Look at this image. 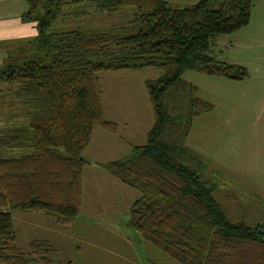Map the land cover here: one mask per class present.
Listing matches in <instances>:
<instances>
[{"label":"trees","instance_id":"16d2710c","mask_svg":"<svg viewBox=\"0 0 264 264\" xmlns=\"http://www.w3.org/2000/svg\"><path fill=\"white\" fill-rule=\"evenodd\" d=\"M24 22L36 36L11 50L0 64V82L13 85L23 106L21 124L0 128V264H72L55 261L56 249L32 241L16 245L14 211L43 213L71 225L81 203V176L94 127L109 131L97 72L157 67L145 87L153 123L142 145L102 166L140 195L126 225L181 264H264V228L231 220L202 178V157L185 145L194 118L212 105L182 79L185 70L240 80L244 66L211 54L216 38L246 26L254 0H92L101 10L131 8L132 18L108 30L52 26L64 6L81 0H26Z\"/></svg>","mask_w":264,"mask_h":264},{"label":"rangeland","instance_id":"374dc122","mask_svg":"<svg viewBox=\"0 0 264 264\" xmlns=\"http://www.w3.org/2000/svg\"><path fill=\"white\" fill-rule=\"evenodd\" d=\"M197 0H169L171 6L183 7ZM250 23L239 30L216 38L211 47V54L219 60L244 66L247 76L240 80L212 76L196 70L188 69L182 79L197 87V95L212 105L211 110L196 116L192 122L185 145L198 153L206 169L202 178L215 186L213 195L233 221L243 220L247 225L260 224L264 228V6L255 4ZM254 16V17H253ZM71 20V19H70ZM73 23V21L71 20ZM62 25L58 20L52 29L61 31L79 29L77 24ZM157 67L137 69L135 81L140 86L142 79H154L160 73ZM112 71L97 72L100 81L111 87ZM98 79V78H97ZM104 86V85H103ZM15 87L0 82V128L21 124L24 117L23 106L13 96ZM110 89H107L109 91ZM27 149L10 148L0 152L5 157H17L27 153ZM121 152V155H126ZM90 162L94 156L84 155ZM90 166L85 167L83 176V205L88 215L93 212L91 206L94 196L89 194L95 179L89 175ZM105 170V169H104ZM100 172L102 176L103 172ZM90 183V186L88 184ZM99 182V180H98ZM138 197L140 193L132 189ZM120 193V192H119ZM115 194V193H114ZM123 209V208H122ZM108 212L106 216L108 228L122 232L134 246L133 258L128 261L125 253H120V261L114 262L111 250L118 247L115 238L105 235L78 237L79 248L62 245L55 247V261L72 264H181L168 254L146 241L142 234L126 225L128 212ZM105 212V210H103ZM26 214L14 211V222ZM124 221V222H123ZM125 223V224H124ZM88 220L85 225H93ZM15 229V227H14ZM17 236L18 230L15 229ZM98 231V229L96 230ZM25 233V232H23ZM22 233V234H23ZM60 235L59 232H57ZM31 235L28 234L27 237ZM16 245L28 251V245L21 235ZM116 245V246H114ZM54 247V246H53Z\"/></svg>","mask_w":264,"mask_h":264},{"label":"crops","instance_id":"0c3cea01","mask_svg":"<svg viewBox=\"0 0 264 264\" xmlns=\"http://www.w3.org/2000/svg\"><path fill=\"white\" fill-rule=\"evenodd\" d=\"M166 1L169 3V0ZM256 3L264 6V0H254L251 14ZM27 9L26 0H0V64L11 50L23 42L33 39L37 34L34 23L21 20V15ZM132 11L131 8L117 11L101 10L92 0H81L78 3L64 6L57 20L62 25L72 23V20V24H77L80 26L79 28H85L84 30L102 31L118 28L128 22L132 18ZM252 15L250 16L251 19ZM66 27H63V30H67ZM110 71H112L110 78L113 80L111 87L105 85L103 80L101 82L99 76L97 77L101 90L100 102L103 117L105 120L113 122L116 127L112 131L101 126L94 127L90 141L82 151L85 163L82 167L81 203L78 216L71 225H60L43 213L25 212L26 214L19 217L18 221L14 222L13 219V225L18 230V234L25 240L26 245L32 241H46L56 248L66 245L79 248L78 251H80V244L82 243H77V240L82 234L85 236L89 234L92 237L105 235L115 238L114 240L118 245V247H112L111 250L113 257H115V263L121 262L118 257L120 253H125L128 261L133 258L134 246L130 245V240L124 233L108 228L109 226L105 222L108 219L105 215L109 211L119 212L122 208L123 211L128 212L138 194L132 190L133 188L120 182L108 171L103 172L102 176H100V172L105 169L102 166L104 163L120 159L131 152L133 146L145 143L147 131L153 123V111L145 87L147 79H142L140 86L133 81L137 69ZM107 89L110 90L107 91ZM121 152L128 153L121 155ZM85 154L94 157H90L91 161L87 162ZM86 166L91 167L89 168L91 180L95 176L92 190L89 191V194L94 196V202L92 199L91 206H87L93 209L89 215L84 208L85 205H83L85 191L83 176ZM88 184L90 186L89 182ZM88 220L94 221V224L85 225ZM97 229L98 231H96ZM30 233L31 235L27 237ZM18 236L16 233V239Z\"/></svg>","mask_w":264,"mask_h":264}]
</instances>
